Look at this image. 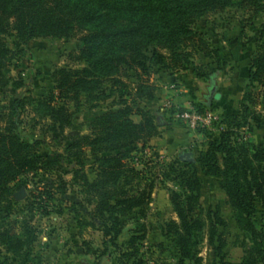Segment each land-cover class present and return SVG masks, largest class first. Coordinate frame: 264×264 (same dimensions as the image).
<instances>
[{"label": "trees", "instance_id": "16d2710c", "mask_svg": "<svg viewBox=\"0 0 264 264\" xmlns=\"http://www.w3.org/2000/svg\"><path fill=\"white\" fill-rule=\"evenodd\" d=\"M239 2L254 11L264 10V0ZM233 3L234 0H0V91L11 82L9 71L18 53L7 44L9 33H14L20 44L33 38L79 35L81 46L70 53V58L83 65L52 72L53 90L47 98L50 117L55 119L57 129L63 130L71 124L72 111L67 104L71 102L78 107L83 101L95 106L111 98L109 108L89 122L88 132L75 135L66 146L75 152L73 162L78 168L73 179L82 180L86 203L92 206V217L100 222L105 239L116 240L123 224L120 218L134 208L142 210L154 187L152 182L143 186L131 182L140 174L132 164L134 154L145 152L150 148V139L160 135L154 113L137 101L155 96L154 85L143 75L153 64L170 71L186 69L192 65V53L198 51L218 61L217 50L192 25L201 16L223 11ZM259 42L249 61L248 79L264 87L263 36ZM129 71L135 72L134 94L124 80ZM196 74L202 76L197 70ZM249 96L248 93L242 96L240 116L224 117L225 127L218 137L210 138L193 161L182 160L184 167L164 165L165 178L176 181V174L181 178L179 190L169 189L177 220L165 225V233L179 256L174 264H190L194 233L200 232L206 221L208 241L216 255L223 246L216 228L226 225L224 219L210 208L202 217L201 181L196 164L204 175L220 179L238 227L249 239L243 264H264V233L252 222L256 204L264 210V136L259 144H239L232 138L233 127L247 122L250 108L245 102ZM53 100H58L57 105ZM1 102L0 98V120H3ZM16 103L13 98L9 106ZM134 115L139 119L135 120ZM254 120L259 121L257 117ZM35 143L21 139L12 122L0 126V202L10 196L12 182L22 186L20 176L39 170L51 173L60 166L61 154L40 155ZM84 148L91 153L106 154L97 160V176L92 181L79 168ZM79 206L81 203H72L76 225L81 228L85 221L79 215ZM5 220V227L0 228V249L16 252L33 240L36 230L32 225L25 220H9L8 212ZM137 239L134 233L126 242L120 264H144L138 256ZM198 261L193 259L194 264ZM154 264L170 263L161 260Z\"/></svg>", "mask_w": 264, "mask_h": 264}, {"label": "rangeland", "instance_id": "374dc122", "mask_svg": "<svg viewBox=\"0 0 264 264\" xmlns=\"http://www.w3.org/2000/svg\"><path fill=\"white\" fill-rule=\"evenodd\" d=\"M192 27L204 41L210 43V47L217 50L219 60L198 51L192 53V65L186 69L170 71L153 64L143 78L154 85V98L133 97L153 112L156 119L163 117L170 125L175 122L164 103L168 101L172 104L171 96H160L161 101L155 102L157 90L165 87L183 96L189 106L210 108L218 115L219 122L202 129L197 137L192 136L188 142L177 144L168 139L161 140L162 145L149 142V149L134 154L132 164L140 174L131 182L141 186L152 182L154 187L149 202L142 210L134 208L120 218L123 222L121 232L114 241L103 237L100 222L92 217V206L86 203L82 180L73 179L74 170L78 168L73 162L74 149L66 148L75 135L88 132L89 122L109 108L111 98L95 106L92 102L82 101L75 107L70 102L67 105L72 111L71 124L63 130L57 129L55 119L50 117L47 109L48 94L53 90L52 72L62 67L83 65L70 58V53L81 46L79 35L71 38H33L25 44H20L14 33L6 36L8 46L18 50V53L9 71L11 82L0 91L4 110L0 126H4L6 121L12 122L21 139L36 142L38 154L59 153L62 157L59 159L60 166L51 173L42 170L31 172L19 177L22 186L18 182L10 184V196L0 202V228L5 227V213L8 212L9 220H25L36 232L33 240L19 251L9 252L1 248L0 264H120V255L134 233L138 236L135 242L138 256L143 258L144 264L161 260L170 264L176 262L179 256L165 233V225L170 220H177L169 199V189L179 190L181 178L177 174L176 181L165 178L162 175L164 165L172 163L184 167L183 158H180L183 154H191L195 159L209 139L217 138L225 127L222 122L224 117L240 116L244 93L250 95L245 102L250 113L246 123L233 127L235 133L232 138L239 144H259L264 136V87L248 79L249 61L257 50L260 37H264V10L254 11L234 0L223 11L201 16ZM194 67L202 76L196 74ZM124 80L134 94L135 72L129 71ZM13 98L18 103L12 107L9 103ZM53 101L57 105L58 100ZM133 118L139 119L135 115ZM160 129L164 131V128ZM82 154V166L79 168L92 181L97 176V160L106 154L91 153L88 148H84ZM196 169L201 181L199 203L204 210L202 217L210 208L218 212L226 225L216 228L223 239L221 251L216 255L214 246L208 241L206 221L203 229L194 233L193 256L189 262L194 264L193 259L198 258V264H220L221 259L223 264H243L249 239L238 227L220 179L204 175L198 164ZM21 190L24 195L17 199L15 194ZM72 203H81L79 215L85 221L81 228L76 225ZM39 204L41 207H38ZM252 222L256 229L264 233V210L258 203Z\"/></svg>", "mask_w": 264, "mask_h": 264}, {"label": "crops", "instance_id": "0c3cea01", "mask_svg": "<svg viewBox=\"0 0 264 264\" xmlns=\"http://www.w3.org/2000/svg\"><path fill=\"white\" fill-rule=\"evenodd\" d=\"M160 96H163L164 98H168L171 96L172 98L171 102L174 106H179V107L189 106V104L184 101L185 99L183 98V96H178L177 93H175V91H168L165 89V87L163 89L157 90L155 102L161 101L159 99ZM156 123L158 124L160 135L150 139V144L152 145H162L161 140L163 139L164 140L168 139L169 141L171 140L173 143H177V144L184 141L188 142L189 138H191L192 136L197 137L198 134L200 133L199 131L198 132L189 131L185 128V126L176 122L168 125L169 122L165 121L163 117H158L156 119ZM160 128H164V131L162 132Z\"/></svg>", "mask_w": 264, "mask_h": 264}, {"label": "built area", "instance_id": "2783aa9c", "mask_svg": "<svg viewBox=\"0 0 264 264\" xmlns=\"http://www.w3.org/2000/svg\"><path fill=\"white\" fill-rule=\"evenodd\" d=\"M164 105L168 109H172L169 114L174 122L182 124L187 130L192 132H198L201 129L209 128L214 123L219 122L218 115L210 109L199 111L196 107L191 105L180 108L179 106H173V104L168 101H166Z\"/></svg>", "mask_w": 264, "mask_h": 264}, {"label": "water", "instance_id": "95a60500", "mask_svg": "<svg viewBox=\"0 0 264 264\" xmlns=\"http://www.w3.org/2000/svg\"><path fill=\"white\" fill-rule=\"evenodd\" d=\"M180 158H183V160H187V161H193L194 160V158L191 156V154H183V155H181ZM23 195H24V191L21 190L15 194V197L17 199H21L23 197Z\"/></svg>", "mask_w": 264, "mask_h": 264}]
</instances>
